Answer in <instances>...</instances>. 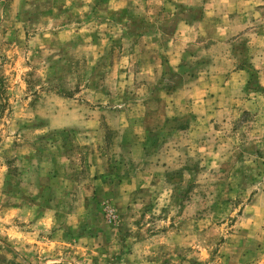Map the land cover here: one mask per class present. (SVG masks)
Listing matches in <instances>:
<instances>
[{
  "label": "rangeland",
  "instance_id": "rangeland-1",
  "mask_svg": "<svg viewBox=\"0 0 264 264\" xmlns=\"http://www.w3.org/2000/svg\"><path fill=\"white\" fill-rule=\"evenodd\" d=\"M86 2L0 0V206L38 198L46 212L11 223L0 214V264H226L224 246L230 258L264 264V57L251 63L260 67L255 81L231 76L264 48L254 34L264 35V5L218 43L207 0ZM186 19H202L203 36L193 22L186 39L173 37ZM150 31L156 38L136 36ZM47 96L110 114L91 112L85 128L57 131L64 120ZM98 129L105 138L84 154L86 130ZM142 137L152 142L147 157L132 149ZM129 163L147 179L133 197L100 200L95 184L83 183L133 171ZM67 175L76 181L64 183ZM54 204L74 208L52 220ZM126 207L121 217L116 209ZM181 229L191 238L181 249L137 246ZM22 232L30 237L20 245Z\"/></svg>",
  "mask_w": 264,
  "mask_h": 264
},
{
  "label": "crops",
  "instance_id": "crops-1",
  "mask_svg": "<svg viewBox=\"0 0 264 264\" xmlns=\"http://www.w3.org/2000/svg\"><path fill=\"white\" fill-rule=\"evenodd\" d=\"M86 1H91V0H80V3H82V5H89L87 4ZM114 3L117 2V0H112ZM84 3V4H83ZM207 3L210 7V9L207 11V15L209 17H212L211 20H214V26L212 29H210V38H213L215 40H224V39H231L234 35V32H236L237 30H244L248 25H249V21H252V18L250 16V13L248 12V9L250 7H253V5L256 3L257 5H264V0H207ZM100 4V3H99ZM110 5H113L111 3H109ZM125 6H121V5H117L114 4V6H112L111 9H114L115 12H117V10H122L124 9ZM222 14H228L230 15V17H232V21L230 22H224V23H219L220 22V15ZM222 19V18H221ZM202 19L199 20H181L179 23V29L177 31H175L173 34V37L178 38V40H184L187 38V34L185 32V28L193 25L192 23L195 22V32L196 34L203 36V28H202ZM78 20H76L75 22H77ZM77 24H80V22H77ZM217 24V25H216ZM216 25V26H215ZM78 29V28H77ZM203 29V30H202ZM80 33V32H79ZM229 33V35L227 34ZM255 36H257L258 34V39L260 38H264V35L261 33H254ZM146 36V37H152V38H156V34L153 33V31H150L148 33H138L136 34L137 37H142V36ZM169 35V34H168ZM105 36H107V34H105ZM254 35H252V38H255ZM110 38H112V36H109ZM113 39V38H112ZM218 43H220V41H218ZM184 50V48H183ZM256 52H253L252 55L254 56V58L250 57V61L248 64H246V66L244 67H239L238 69H236V71L231 73L232 79H242V81H255V78L251 75L252 71H255L256 68H260L259 66H256V64H251L254 61H260V59L262 57H264V48H256ZM167 53V52H166ZM169 57V56H168ZM168 58L164 59L165 62L170 65L169 60H167ZM148 69H153V68H148ZM262 72V71H261ZM233 80L228 81L227 83H230ZM51 96H47L46 101L50 102V107L52 109V113H56L57 117L60 118L62 121L59 125L56 126H52L53 129H56L57 131H67V130H77L80 127H84V125H86L87 122V117H88V113L91 112H96V111H101L102 113H105L107 115L108 114V110H100L102 107L101 106H97L96 110H90V109H86V105L84 103H80L78 101V99H71L69 97L65 98V97H52ZM51 99V100H50ZM215 100V98H214ZM53 101H59L61 104H64L63 107L61 108H57L55 107L53 103ZM91 108V107H89ZM104 108V107H103ZM217 111V110H216ZM219 111H217L218 113ZM113 113V112H112ZM120 112H114L113 114H117ZM122 113V112H121ZM220 113V112H219ZM218 113V114H219ZM112 114V115H113ZM119 115V114H118ZM53 116V114H52ZM111 116V115H110ZM92 118V117H91ZM164 121H167L168 118H164ZM72 120H76V121H72ZM113 123V127L114 129L119 130L121 133H123V129L124 127L120 128L119 126H114V120H111V124ZM88 136L84 138V142H83V147L85 149L84 154L86 152H89V154L91 155L94 149V145H95V141H101V139L105 138L104 135H106V131L102 130V129H98L97 131L94 132V134H90L89 131L86 130L85 132ZM152 143L149 140H146L145 138H141L140 140H136L134 142V145L132 146L133 152L136 155V151L138 149L141 150L142 154L145 155L146 153V157H147V152L149 149V144ZM93 147V148H92ZM97 151V148H96ZM97 153V152H96ZM101 154H97V158L98 160L102 163V165H104L105 163L107 164L106 167L108 169H115L114 168V164L110 166L109 164V160L110 158L108 156H100ZM125 163V162H124ZM126 165L124 164L123 167H125ZM158 167H163L164 163H161L160 165H156ZM128 167H133V171H129L128 173L123 172V174L121 176H117L116 174L110 175V177L106 178L104 176L101 175H97L98 177H96L95 175L93 176V179H87V180H83L85 182H91L95 184V188L98 190L97 193L100 196V200L108 199L107 201L111 200V199H116L119 196L122 197H133L134 194L136 193V191L139 190L140 187H142L141 185L147 181L145 173H144V169L139 168V166L137 167V164H128ZM129 168H127L128 170ZM62 179L64 180V183L66 182L67 184H71L72 181H76L75 179L69 177V175H67L66 177H62ZM155 179V176H152V180ZM58 177L56 178H51L50 183L52 184L53 181H56L57 183H59L58 181ZM152 180H149L152 181ZM143 181V182H142ZM87 188V187H86ZM69 191L70 188H68L65 192V195H68V197H66L67 199L69 198ZM65 197V196H64ZM87 197V196H86ZM85 195L83 196V199L86 198ZM104 197V198H103ZM22 198H20L19 196L17 197V200L14 202H10V203H6L3 200L2 206H0V214L2 213L3 216H7L6 220L7 222H12L13 217L16 215L17 217H19L20 221H22L23 216L26 215L27 213H31L32 210H36V214H44L46 213L43 210V203L38 202V198H34V199H29V201H21ZM66 204H69L68 202H64ZM89 202L86 201L83 203L84 207L87 206ZM102 206V205H100ZM74 206L73 205H69L67 207L61 206V209L57 208V205L54 204L52 207H48V209L50 210V215L52 216V220L54 219H58V216L62 213V211L65 213L66 216H68L69 214H71V211L73 210ZM58 210H60V213H58ZM99 211L101 212V207L99 208ZM116 212L122 216H126L127 214H129V209L128 207H126L125 209H120L117 210ZM12 218V219H10ZM14 220V219H13ZM5 228H7V226H5ZM11 230V233H13L14 230L11 229V227H8V232ZM7 232V233H8ZM10 233V232H9ZM30 234L28 232H22V236L19 238V244L23 245L24 243L27 242L26 239H29ZM190 236L187 237L186 236V232L181 229L180 231L177 230H165L162 231L161 233H158L156 235H153L152 237H148L146 239H141L140 241L137 242V246L138 247H142L144 245H150L152 242H161V247L164 250H177V249H181L185 246H187L188 241H190ZM9 240H11V236L9 238ZM11 246V245H10ZM224 250L228 249V246H224L223 247ZM222 250L224 258L223 261L226 262V264H257V259L255 260V262H248L249 261V257H237L234 258L233 256H231V258L228 256V253L226 251ZM260 264V263H259Z\"/></svg>",
  "mask_w": 264,
  "mask_h": 264
}]
</instances>
